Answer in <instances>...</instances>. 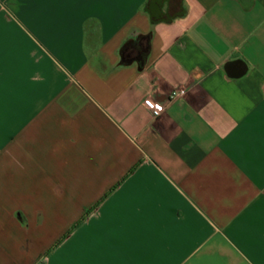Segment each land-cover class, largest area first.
Instances as JSON below:
<instances>
[{"label":"crops","instance_id":"0c3cea01","mask_svg":"<svg viewBox=\"0 0 264 264\" xmlns=\"http://www.w3.org/2000/svg\"><path fill=\"white\" fill-rule=\"evenodd\" d=\"M0 264H264V0H0Z\"/></svg>","mask_w":264,"mask_h":264},{"label":"built area","instance_id":"2783aa9c","mask_svg":"<svg viewBox=\"0 0 264 264\" xmlns=\"http://www.w3.org/2000/svg\"><path fill=\"white\" fill-rule=\"evenodd\" d=\"M185 93V90L183 88L174 90L171 95H170V101L175 99L178 96H182ZM143 106L153 115V116H158L161 111L163 110V107L155 104L151 100H144L143 101Z\"/></svg>","mask_w":264,"mask_h":264},{"label":"trees","instance_id":"16d2710c","mask_svg":"<svg viewBox=\"0 0 264 264\" xmlns=\"http://www.w3.org/2000/svg\"><path fill=\"white\" fill-rule=\"evenodd\" d=\"M139 40H140V39H137V40L135 41V42H136V44H138V43H139Z\"/></svg>","mask_w":264,"mask_h":264}]
</instances>
